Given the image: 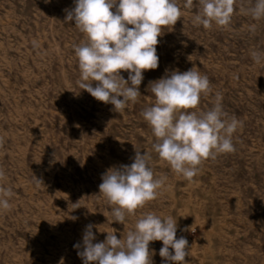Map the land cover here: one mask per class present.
Wrapping results in <instances>:
<instances>
[{"label":"rangeland","instance_id":"374dc122","mask_svg":"<svg viewBox=\"0 0 264 264\" xmlns=\"http://www.w3.org/2000/svg\"><path fill=\"white\" fill-rule=\"evenodd\" d=\"M177 3L183 16L158 37L159 66L143 72L141 95L121 117L79 86L72 46L86 37L74 20L65 22L75 0H0V185L13 193L11 208L0 209V264H83L87 225L93 243L113 229L122 239L149 212L177 220L186 264H264V56L260 63L251 57L264 53V18L247 14L255 0H236L229 25L205 29L193 23L197 0L190 9ZM193 67L210 91L191 111L211 109L220 93L227 118L242 126L232 136L235 151L205 160L190 182L153 150L141 113L155 103L150 82ZM137 151L150 155L154 178L167 179L155 200L121 224L99 185ZM162 247L149 243L152 264H176L159 255Z\"/></svg>","mask_w":264,"mask_h":264},{"label":"clouds","instance_id":"9594fccd","mask_svg":"<svg viewBox=\"0 0 264 264\" xmlns=\"http://www.w3.org/2000/svg\"><path fill=\"white\" fill-rule=\"evenodd\" d=\"M197 3L200 10L193 23L205 29L213 22L218 26L229 25L236 10V0H197ZM192 5L193 0H186L184 7L190 9ZM66 12L65 22L74 20L75 27L86 37V42L72 46L80 70V88L96 100L113 105V110L125 117L129 102L136 103L141 95L143 72L158 68V37L163 28L175 25L183 16L181 7L177 0H75L74 8ZM246 12L255 20L264 18V0H255V5ZM251 30L255 31V25ZM262 56L264 53L259 51L251 52L256 63L261 62ZM196 69L173 71L150 82L155 103L141 113L156 138L153 150L175 174L190 182L205 160L235 151L232 136L242 126L234 116L227 118L220 93H216V103L211 109L191 111L197 109L201 94L210 91L208 77ZM121 71L128 73L127 80ZM150 159L147 152L141 155L137 151L130 165L110 168L102 174L99 193L110 206H115L111 209L113 221L124 224L126 214L134 215L138 208L157 198L167 177L154 178ZM5 178L4 170L0 169V180ZM12 195L10 188L0 185V209L11 208ZM92 229L93 225L86 226L83 250L78 252L83 264H152L149 252L152 241H162L159 255L167 261L186 264L185 257L190 255L187 239L176 238L177 220L171 216L162 219L151 212L143 214L135 229L122 239L117 238L113 229L103 242L93 243Z\"/></svg>","mask_w":264,"mask_h":264}]
</instances>
